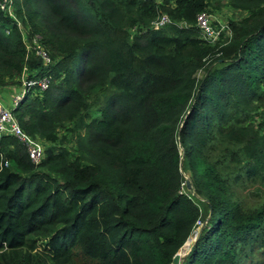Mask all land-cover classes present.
<instances>
[{
    "label": "trees",
    "instance_id": "1",
    "mask_svg": "<svg viewBox=\"0 0 264 264\" xmlns=\"http://www.w3.org/2000/svg\"><path fill=\"white\" fill-rule=\"evenodd\" d=\"M224 4L240 17L209 46L196 16ZM13 5L15 17L0 11V88L49 76L12 112L51 146L35 165L16 137L0 138V264H74L78 252L97 264H172L203 215L199 195L212 214L184 264H237L264 236V206L245 210L234 195L237 184L264 185V0ZM162 15L171 22L157 30ZM23 35L40 37L48 67ZM96 87L112 92L93 117ZM73 122L85 128L78 152L64 145ZM37 239L45 253H32ZM251 250L250 264H264Z\"/></svg>",
    "mask_w": 264,
    "mask_h": 264
},
{
    "label": "rangeland",
    "instance_id": "2",
    "mask_svg": "<svg viewBox=\"0 0 264 264\" xmlns=\"http://www.w3.org/2000/svg\"><path fill=\"white\" fill-rule=\"evenodd\" d=\"M14 2V0H13ZM211 13H213L217 18L220 20H223L225 22H228V17H234V18H239L240 13L235 12L234 10L230 9L227 7V5H222L221 9L217 11L216 10H211ZM165 29V28H164ZM159 30V29H157ZM205 70H202L199 72L198 76L199 79L204 75ZM59 82V81H58ZM22 87V86H21ZM21 87L19 89L15 90L11 88L7 89H1L0 88V101L5 107L10 108L12 106V99L14 93H20ZM112 89L111 88H99L96 87L93 92H92V97L90 98V107H89V114L90 116H99L100 115V109L104 106L107 98L111 95ZM255 124H258L259 122V117H256V120L253 119ZM69 128L73 129L70 131H65V136L63 139H65L64 145L69 149L71 152H78L79 146H78V137H84L85 136V128L81 127L78 122H73L68 124ZM61 134V133H60ZM43 142V141H42ZM45 147L51 146L50 143L48 142H43ZM184 172V177H185V182L183 183L182 190L184 192H188L187 187H186V181L189 179L188 175L186 174V171L183 170ZM190 181V180H189ZM193 189V188H192ZM194 191H192L190 194H193ZM234 195L237 197L242 205V207L245 210H255L257 208H260L264 206V185L256 184V185H249L247 183H242V184H237L234 187ZM197 202L200 205L203 215L201 216L200 220L197 222L196 227L191 231L189 235V239L186 242L184 248L181 250L180 254L185 255L193 242L194 239L195 242L193 243L192 247L194 244L197 242L198 237L206 230V226L208 223V218H209V212H207L206 216V202L204 201L203 196H196ZM208 211V209H207ZM202 223H205V227H203L202 231L200 233H197L196 229L198 228L199 225ZM261 232H257V236L255 237V240L251 244H246L241 247L240 253L237 258V264H250V259L253 258L252 254V246L255 247L254 250V257L255 258H262L264 259V247L261 250V253H257V246L258 244L262 243L264 241V236H261ZM36 246L35 250L32 253H45L44 248L46 247V244L44 241H41V239H37L36 241ZM192 249V248H191ZM191 251V250H190ZM189 251V252H190ZM187 253V256L189 254ZM21 255H24V252L21 253ZM187 256L182 260L181 264H184L186 262ZM74 264H97L96 261L93 259H90L89 257L83 255L81 252H78L77 255L74 257Z\"/></svg>",
    "mask_w": 264,
    "mask_h": 264
},
{
    "label": "built area",
    "instance_id": "3",
    "mask_svg": "<svg viewBox=\"0 0 264 264\" xmlns=\"http://www.w3.org/2000/svg\"><path fill=\"white\" fill-rule=\"evenodd\" d=\"M0 11L6 12L11 17H15L13 0H0ZM170 22L171 21L167 15H162L155 19L151 25L153 28L158 29ZM215 22L216 25H214ZM195 24L199 29L201 39L209 46H221L226 38L229 39L231 37V30L227 22L220 20L209 12L203 11L198 13ZM180 25L185 24L180 23ZM18 26L21 27L20 23H18ZM23 40L26 45V49L28 51L32 50L42 59L43 65L48 67L51 63V58L48 51L40 42V37L38 35H34L32 39L29 40L28 37L23 35ZM24 76L25 74L21 78L22 87L20 93L16 92L13 95L12 106L10 108L5 107L0 101V138L4 135H12L16 137L25 146L32 163L39 165L44 156L43 143L32 138L21 129L15 115L12 112V109L19 104L23 95L29 91L30 86L37 85L40 90H46L49 85L50 78L45 75L40 77L38 80L27 82ZM4 164L7 165V161H5Z\"/></svg>",
    "mask_w": 264,
    "mask_h": 264
},
{
    "label": "water",
    "instance_id": "4",
    "mask_svg": "<svg viewBox=\"0 0 264 264\" xmlns=\"http://www.w3.org/2000/svg\"><path fill=\"white\" fill-rule=\"evenodd\" d=\"M181 165H182V161H180V167H181ZM185 184H186V187H187L188 192L191 193L193 191L191 182L189 180H187ZM211 214H212V207L210 206V208H209V216H211ZM203 227H205V223H202L201 225L198 226V228L196 229L197 233H200L202 231ZM195 240L196 239H194L193 242L191 243V245H190L187 253L191 250L192 245L195 242ZM180 249H181V247L179 248V250ZM179 250L173 256L172 264H181L182 263V260L187 256V253L185 255H180L179 254Z\"/></svg>",
    "mask_w": 264,
    "mask_h": 264
},
{
    "label": "bare ground",
    "instance_id": "5",
    "mask_svg": "<svg viewBox=\"0 0 264 264\" xmlns=\"http://www.w3.org/2000/svg\"><path fill=\"white\" fill-rule=\"evenodd\" d=\"M181 255V254H180Z\"/></svg>",
    "mask_w": 264,
    "mask_h": 264
}]
</instances>
